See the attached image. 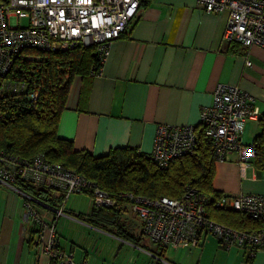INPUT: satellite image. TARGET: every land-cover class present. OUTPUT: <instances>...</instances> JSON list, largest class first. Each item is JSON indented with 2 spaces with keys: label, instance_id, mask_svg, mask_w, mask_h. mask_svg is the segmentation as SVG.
<instances>
[{
  "label": "crops",
  "instance_id": "0c3cea01",
  "mask_svg": "<svg viewBox=\"0 0 264 264\" xmlns=\"http://www.w3.org/2000/svg\"><path fill=\"white\" fill-rule=\"evenodd\" d=\"M227 16L226 10L205 11L197 0H141L125 31L111 40L98 71L72 77L57 134L70 139L75 149L93 155L116 146L148 154L157 125H197L200 108L211 102L220 82L239 85L264 112V47L226 41ZM258 131L257 120H247L241 141L251 143ZM213 166L211 183L217 192L264 194V173L252 163L239 164L234 153L214 160ZM24 197L0 182V264H49L36 243L38 224L27 214L26 198L43 220L55 221L60 247L71 252L76 262L264 264V249L248 259L244 248L225 247L204 233L197 245L162 248L142 233L139 218L126 205L123 220L124 214H131L139 224L129 217L131 223L125 222L124 231L119 230L128 234L125 240L133 243L135 255L130 262H119L114 256L121 247L118 230L96 227L74 215L86 217L91 199L83 202L75 193L68 195L64 213L55 219L60 203L54 194L47 201ZM209 214L220 222L230 219L212 208Z\"/></svg>",
  "mask_w": 264,
  "mask_h": 264
},
{
  "label": "built area",
  "instance_id": "2783aa9c",
  "mask_svg": "<svg viewBox=\"0 0 264 264\" xmlns=\"http://www.w3.org/2000/svg\"><path fill=\"white\" fill-rule=\"evenodd\" d=\"M141 0H0V78L15 60L37 58L30 50H68L76 45L93 46L102 62L111 40L125 31L128 21L136 13ZM207 12H228L223 37L245 46L264 47V0H197ZM26 18V24L18 23ZM250 60H246L249 65ZM26 90V91H25ZM27 92L36 99L38 92L27 89L22 81L4 79L0 96L6 93ZM261 111L254 98L237 84L217 83L211 102L203 105L197 125L158 124L153 147L148 153L159 166L192 151L196 143V126L212 141L214 160L227 159L235 154L239 164L252 163L254 147L241 141L247 120H257ZM253 164V163H252ZM21 178L58 189L64 199L71 193L91 189V202L96 207H110L116 199L107 191L86 179L80 173L60 163H51L35 155L29 161L8 156L0 151V182L29 197L15 184ZM127 200L126 206L139 218L142 233L160 247L194 246L200 234L213 235L225 247L244 248L252 257L264 249V194H220L214 197L194 187L186 186L178 197L144 196L133 192L119 194ZM25 197V198H26ZM27 214L38 224L36 243L49 264H88L74 261L71 252L60 247L55 221L42 219L27 202ZM214 207L241 210L258 219L261 227L241 229L212 219L207 212ZM124 205V206H125ZM64 213L63 202L55 209V219Z\"/></svg>",
  "mask_w": 264,
  "mask_h": 264
},
{
  "label": "trees",
  "instance_id": "16d2710c",
  "mask_svg": "<svg viewBox=\"0 0 264 264\" xmlns=\"http://www.w3.org/2000/svg\"><path fill=\"white\" fill-rule=\"evenodd\" d=\"M28 52L34 53L37 58L29 60L19 56L0 78V84L4 79L22 81L27 89H34L38 95L36 99H31L25 90L0 96V151L27 161L40 155L48 162L60 163L80 173L116 199L110 207L92 205L86 217L82 213H75L77 218L85 219L99 228L118 230V236L122 237L119 230H123L126 224L121 218L122 205L127 203L119 195L123 192L150 197H178L186 186H191L214 197L223 194L212 188V141L204 136L200 126L195 127L196 143L192 151L174 158L167 166L157 165L149 154L129 146L112 147L100 155H93L87 149H75L70 139L57 134L60 114L65 108L72 77L76 74H95L101 61L93 46L81 44L68 50ZM257 122L259 131L250 143L255 152L251 161L258 171L264 173V112H261ZM15 184L25 194L42 201L49 200V196L54 194L56 201L64 205L66 198L58 189L21 178H17ZM81 192L91 198V189ZM210 208L229 216L230 219L221 222L228 226L256 229L262 225L258 219L241 210L214 207L209 203L208 215ZM123 235L127 237L128 234ZM51 263L54 264V260Z\"/></svg>",
  "mask_w": 264,
  "mask_h": 264
},
{
  "label": "rangeland",
  "instance_id": "374dc122",
  "mask_svg": "<svg viewBox=\"0 0 264 264\" xmlns=\"http://www.w3.org/2000/svg\"><path fill=\"white\" fill-rule=\"evenodd\" d=\"M26 22H27V20H26V18H20L19 19V21H18V23H20V24H26ZM72 194V193H71ZM75 195H78L80 198H81V200L84 202L86 199H91V198H89V195H87L86 193H84V192H75ZM122 206H124V205H122ZM128 207V206H127ZM128 209H129V207H128ZM130 210V209H129ZM131 211V210H130ZM132 212V211H131ZM124 216H125V221L126 222H128V223H131V221L132 220H130L131 219V217H133L134 219L136 218V223L137 224H139V222L137 221L138 219H137V217H134V216H131V214L130 215H126V214H124ZM129 217H130V219H129ZM122 218V217H121ZM123 219V218H122ZM140 221V220H139ZM135 227V229H134V231H137V228H138V226L136 225V226H134ZM115 230V229H114ZM104 233H106V234H109V235H111V236H115L114 234H112V233H110V232H104ZM120 234L122 235V237H116V238H118V239H120L121 240V247L118 249V253H116V255H114L115 256V259H116V261H118L119 260V262L120 261H124L125 263H127V262H130V260H131V257L132 256H135L133 253H132V248H133V243L132 242H130V241H128V240H125V239H127L128 237H125L124 235H123V233L122 232H120ZM122 240H124V242H122ZM106 245H107V243H105ZM117 245H119V244H116L114 247H116L117 248ZM113 247V246H112ZM114 254H115V252H114ZM74 260H75V257H74Z\"/></svg>",
  "mask_w": 264,
  "mask_h": 264
}]
</instances>
